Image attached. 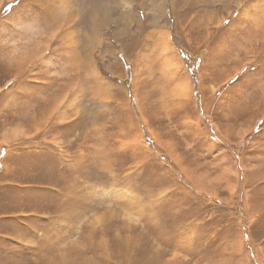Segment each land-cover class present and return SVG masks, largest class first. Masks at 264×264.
I'll return each mask as SVG.
<instances>
[{
	"label": "rangeland",
	"instance_id": "obj_1",
	"mask_svg": "<svg viewBox=\"0 0 264 264\" xmlns=\"http://www.w3.org/2000/svg\"><path fill=\"white\" fill-rule=\"evenodd\" d=\"M0 264H264V0H0Z\"/></svg>",
	"mask_w": 264,
	"mask_h": 264
},
{
	"label": "bare ground",
	"instance_id": "obj_2",
	"mask_svg": "<svg viewBox=\"0 0 264 264\" xmlns=\"http://www.w3.org/2000/svg\"><path fill=\"white\" fill-rule=\"evenodd\" d=\"M14 45H16V44H14ZM68 47V46H67ZM31 57V56H30ZM40 57V56H39ZM33 60V59H32ZM43 61V60H42ZM41 61V62H42ZM47 61V60H46ZM45 72V71H44ZM15 73V72H14ZM16 75H17V73H16ZM14 76V75H13ZM180 88H181V90L184 92V93H187L188 92V89H189V86H188V84H187V82H185L183 85H180L179 86ZM2 89V88H1ZM179 91V90H178ZM178 93V92H177ZM69 103V102H68ZM67 104V103H66ZM72 104V103H71ZM70 104H68V106H69Z\"/></svg>",
	"mask_w": 264,
	"mask_h": 264
},
{
	"label": "snow or ice",
	"instance_id": "obj_3",
	"mask_svg": "<svg viewBox=\"0 0 264 264\" xmlns=\"http://www.w3.org/2000/svg\"><path fill=\"white\" fill-rule=\"evenodd\" d=\"M5 11H11V7H8L7 9H5ZM228 87H231V83L228 85Z\"/></svg>",
	"mask_w": 264,
	"mask_h": 264
}]
</instances>
